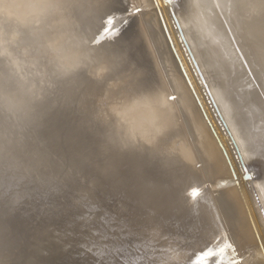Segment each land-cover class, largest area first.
Returning <instances> with one entry per match:
<instances>
[{
	"label": "bare ground",
	"instance_id": "bare-ground-1",
	"mask_svg": "<svg viewBox=\"0 0 264 264\" xmlns=\"http://www.w3.org/2000/svg\"><path fill=\"white\" fill-rule=\"evenodd\" d=\"M161 1L165 6L164 8L160 7L162 2L159 4L158 0H145L143 1V6L153 8L157 16L160 35L163 36V38H160L165 40L169 50L168 53L171 54L172 58L169 56L171 60L173 59L172 61L176 68H178L176 69L177 74L175 73V77L180 99L177 96L175 102L180 103L179 107L180 105L184 106L188 120L192 123V131L189 133L193 137H197L194 140L192 138V142L195 144L193 147H197L195 150L197 155L200 156V162H203L202 170L206 174L204 175L209 178L214 175L227 174L225 177L230 176V181L232 182H236L239 179L241 181V178L248 175L249 179L246 178L247 182L245 184H247L248 194L252 197V202H249L250 204L245 202L241 191H239L245 207L244 210L246 209V211H242L241 207L228 206L229 210L223 203L218 206L214 202V196L212 197L210 193L207 194L208 189H205V183L207 182L204 183L203 181L200 184L198 182L195 184L183 178V183L181 178H178L177 182H175V188H179L182 195L185 196V199H183L184 203L192 205L190 211L194 217L188 224L187 234L184 236L179 234L173 236V239L181 242L180 245L160 248L163 252L156 255V259L159 264H189L193 254L198 249L203 248L208 240L215 238L217 241H222L220 246L224 249L219 256L217 264H230V260H233L234 257L243 258L244 264H260V261L254 257L259 256V246L264 245L260 236V233L264 236V58L258 53L255 56L253 55L256 26L247 19L238 21V10L226 6L230 3V0H173L171 4L167 3L166 0ZM216 3H219L221 7H215ZM127 4L131 5V2ZM95 5V0L83 1V7H79L80 12L78 15L74 13L69 17V13L67 16L69 20H67V18L63 19L64 16L63 14L61 16V13L51 15L42 0H0V21L5 22L6 27L9 24L14 27L31 25L33 27L30 38L35 39L39 43L43 42L46 47L50 48V52L44 60L42 71H40L43 74L49 72L47 75L49 77L48 82L44 85L46 88L40 87V89H37L33 99L37 98L38 95L42 98L49 90L61 87H68L73 90L79 88L83 90V106H85L86 97L88 96L98 97L102 91L106 94H112L113 90H117L116 88L130 86L126 78L121 76L122 74L113 77L111 79L114 80L111 81L113 83L106 82L107 84L105 85L103 83L105 77H101L97 73L104 71L106 75L108 72L116 71L115 69H119L120 72L126 71L127 64L120 60L122 57H118L122 52L112 53L107 48V42L116 38L119 34V27L131 15L113 13L111 16H105L99 32L91 38L90 43L87 41L85 43L84 40L86 38L84 36L81 40L73 39L72 37L74 30L76 32L77 26L83 19H81V16L87 12L86 8L89 6L94 8ZM127 8L129 9V7ZM134 9L135 7H132L128 12L130 13ZM247 11L249 10L239 12V16H245ZM146 12L148 13V11ZM92 13H94L93 10L91 11V16L87 15V22L92 19L94 15ZM141 15L145 21L149 17V14ZM150 18H152V15L148 19ZM109 20L112 21L111 24ZM241 22L244 26L243 36L247 38L246 43H241V32L239 31ZM142 24L144 23L142 22ZM150 30L152 29L150 28ZM56 40L58 42H53ZM124 40L130 45L129 41L132 38L127 36ZM153 41L150 42L153 43ZM81 42H83L84 47L86 46L85 50H83V58L79 57L80 54L74 51L75 48L72 46ZM91 42H93V45H91ZM96 45L98 46L97 48H95ZM112 48L115 49V46L110 49ZM180 50L183 54L180 53ZM141 52V49L137 50L135 59L137 62L135 64L138 63L139 59L142 60L144 58L141 56ZM56 57L59 58V67L51 71V68L48 65L46 66V64ZM88 59L92 61V71L91 69L89 70L92 77L83 76V79H78L76 73L79 70H76V65L80 63V60H83L84 63ZM35 76H37V73H35ZM135 76L137 77V75ZM137 78L143 79V77ZM165 78L168 79L167 76ZM168 85L171 87L170 84ZM134 92H136L134 95H141L145 91L140 88L133 90L132 94ZM132 94L121 103V107L115 111V114L119 115L126 112L129 114H141L143 112L149 114V116L143 118V123L139 128L130 125L124 131L132 142L134 140L138 142L137 137L139 135L142 136V133L147 134V137H143V139L148 141L151 152L160 151L163 153L160 148L157 149L156 143L158 142L157 140L161 141L168 131L170 132L176 127L177 123L173 110H169L171 107L165 102H161L160 107L153 106L152 108V102L155 101L152 98L150 102L143 99L142 106L136 102L130 104L129 99L132 98L130 97L133 96ZM196 100L200 103L222 149L213 135H211L206 122L202 121L201 116H199L201 113H197L199 109H196ZM31 108L32 104L26 105V111ZM175 109L177 108L175 107ZM180 112L183 113L182 110ZM198 116L202 121V123L200 122L201 124L197 120ZM182 126L184 127V125ZM187 127L189 128L190 126L185 128ZM106 131L105 128H102L99 132L102 136H99V138L88 137L87 141L90 145H93L92 147L96 151L99 150L104 155H108L110 161L117 166L118 156L116 150H114L116 146L113 148L109 142H113L114 139L117 140L119 132H115L112 140H110ZM191 134L188 135L192 137ZM103 136L109 142L103 140L104 138H101ZM157 136L159 137L157 138ZM185 136L187 137V135ZM182 137L179 136L181 140L175 142L173 149L168 148L169 153L179 152L180 159L183 157L189 160L194 159L196 155H193V152L195 150L190 148ZM162 142H165V139ZM146 158L150 162L155 161L153 156ZM201 167L199 168L201 169ZM169 168L171 169V166L162 168L164 173L161 176L162 179L169 181V179L171 180L174 177L175 173L166 174ZM187 174L189 176V173ZM134 176L136 177L137 175L134 174ZM244 181L242 179V183ZM130 187L134 190L133 185H130ZM194 190L199 194L193 195ZM222 193L223 190L221 191ZM236 198L235 192L228 190L224 200L227 204H231L235 203L232 200H236ZM242 201L237 204L241 206L240 203ZM98 209L100 208L98 207ZM243 212L246 213V216ZM228 222H232L230 226L233 233H228ZM198 233L199 235L197 236ZM228 234L233 236L229 237ZM188 235L190 237H187ZM161 237L165 238L164 235ZM166 237L167 240L170 239V236ZM232 238L239 244L237 249L240 254L239 257L229 247V244H232L237 248L235 244L231 243ZM192 239L194 240L192 241ZM252 240L254 244H252Z\"/></svg>",
	"mask_w": 264,
	"mask_h": 264
},
{
	"label": "rangeland",
	"instance_id": "rangeland-1",
	"mask_svg": "<svg viewBox=\"0 0 264 264\" xmlns=\"http://www.w3.org/2000/svg\"><path fill=\"white\" fill-rule=\"evenodd\" d=\"M83 1L85 0H78L79 6L75 9V11L68 12L66 13L67 15L61 13V16L62 14L64 16L63 19L67 18V20H69L70 15L74 13L78 15V13L80 12L79 7H83ZM114 1L115 3L117 2V11H108L107 9L106 11H104L103 5L105 1L103 0V2L100 3L96 2L95 0L96 5L94 6V8L93 6H89L86 8L87 12L86 14L81 16V19H83L79 23V26H77L76 32L74 30V35H72V37L73 39L76 38L81 40L84 36L86 38V40H84L85 43L86 41L90 43L91 38H93L99 32L105 16H111L113 15V13H119L118 15H130L132 11L130 13L128 11H130L132 7H135L134 11L140 9L138 11L139 13H136V17L135 14L129 16L130 18L128 19V23L123 25L119 30L120 36L125 32L128 33L129 31L133 34L132 36H130L132 38V40L129 41L131 44L128 45V42L125 40H122L120 43H115V40L118 39V37L107 42V48H109L108 50H111L112 53L117 54L118 51L122 52V54L118 57H122L120 60L127 64L125 68L126 71L120 72L119 69H115L118 72L112 71L108 72L106 75L104 71H99L97 73V75L105 77L103 80V83L105 85L107 83H113L111 81L114 80L111 79L116 75L120 76V74H122L121 76H124V78H126V81H128L131 87L127 86L116 88L117 90H113L112 94H106L102 91L100 92V96L98 97L88 96L86 97L85 106H83L82 89L78 88L73 90L69 89L68 87H61L62 89L57 88L49 90V92L45 93L42 98L44 97L43 99H45L47 103L49 102V104L52 106L50 112L59 116L57 119H55V124L52 123L53 126L50 129L48 120L49 118H35L39 114V111L41 109L33 106L30 110L26 111V105H29L30 99L35 96V91L37 89H40V87L46 88V86L44 85H46L48 82L49 77L47 75L49 72L43 74L40 71H42L44 60L49 54L50 48L46 47L45 43H39L35 39L33 40V38H30L33 26L26 25L14 27L12 24H9V26L6 27L5 22L0 21V137L3 136L5 130L9 131L13 139L17 135L18 130L23 131V138L33 135L35 136L34 144H36L37 146L40 145V147L48 153V156L52 161H55L57 164H62L63 168H67L66 160L62 153L66 148L62 146L71 141L64 142L56 135L55 142L54 138L51 136V134L56 129V122L58 120H64L63 124L64 127L67 128V132L72 131L75 134L78 132H85L89 137L99 138V136H102V134L99 133L102 128H105L107 130L106 134L108 135V138L110 140H112L115 132H119V137H117V140L114 139L113 142H109V140L105 136L101 138H104L103 140H106L109 142V144H112L111 146H113V148L114 146H116L115 148L119 149V151H134L138 155L145 153L141 155L142 157L151 158V156H153V160H155L152 162L153 167L155 170H158L162 174H164L162 172L163 166H171V169L173 170H171L170 168L167 169V175L175 173V178H185L191 183L195 184H197V182L199 184L203 181L204 183L207 182L205 183V186L208 187L207 194L210 193L212 197L214 196V202L218 206L223 203L229 210L230 208L228 206L241 207V210L245 212L246 209L244 210L245 207L242 201V197L243 200H245V202H247L248 204L252 202V197L250 196V194H248L247 184H245L247 182V179H245V177L241 178V181L239 179L236 182H232L230 181V176L225 177V175L227 176V174L214 175L213 177L208 178V176L206 177V174L202 170L203 162H200V156L197 155V152L195 150L197 149V147H193V145L195 144H193L192 142V138L194 140V138L197 137H193V135L189 133L192 131V123L188 120V116L184 106L180 105L179 107L178 105L180 103L175 102L177 96H179L180 99L178 88L176 87L175 77V73L177 72L176 69L178 68H176V65H174L172 61L173 59L171 60L172 56L170 53H168L169 50L167 48L165 40H161L163 36L160 35V28L158 27L159 25L156 19L157 16L153 8L144 7L143 1L145 0H111V3ZM120 1H122L123 3H120ZM158 1L159 4L162 2L161 0ZM130 2L131 5L127 4ZM126 6L129 7V9ZM161 6L162 8L165 7L163 5V2L161 3L160 7ZM124 8L126 9V11ZM92 10L94 11V13H92L94 15L92 16V19L88 20L87 22V15L91 16ZM146 11H148V13ZM68 14L69 17H67ZM141 14H149V17H151L152 15V18H150V20L148 19V17L145 21L142 18ZM140 17L142 18L141 22ZM142 22L144 24H142ZM149 27L152 30H150ZM149 40L154 41L152 43ZM53 42H58V40ZM91 45H93V42H91ZM72 46L75 48L74 51H77V53L81 55H79V57L83 58V50H85L86 47H84L83 42L79 43L78 45L73 44ZM114 46L115 49H110ZM97 47L98 46L96 45L95 48ZM140 49L142 51L141 56H143L144 58L142 60L139 59L138 63L135 64V62H137L135 61L137 57V50ZM180 53H182L181 50ZM169 55L171 56V58ZM47 65L51 68V71L56 70L57 67H59V58L56 57L55 59L50 60L49 63L46 64V66ZM90 69L92 71V61L90 59L86 60V62L84 63L83 60H80V63L76 65V70H79L78 73H76L78 75V79H83V76L92 77L89 71ZM35 73H37V76H35ZM6 74H8L12 78L14 84L10 95H6L3 87ZM135 75H137V77H143V79L140 80ZM166 76L168 77V79H164V77ZM168 84H170L172 88ZM140 88L145 91L143 94L134 95L136 92L132 94L133 90H137ZM169 93L171 94V96ZM130 94L133 95L130 96L132 97L131 99H129L130 104L136 102L137 104L142 106L141 103L143 97L145 95H150L151 98L155 100L154 102H152V108L153 106L160 107V103L165 102L168 103V105L171 107L169 110H173L172 112L174 113L177 123L176 127L173 128L170 132L168 131L167 135H165L161 141L157 140L158 142L156 143L157 149L160 148L163 153H161L160 151L151 152V147L148 141L143 139V137H147V134L142 133V136L139 135L137 137L139 140L138 142H136L135 140L134 142H132L128 134L125 133L124 130L130 125L139 128V126H141V124L143 123V118L149 116V114H145V112L141 114H129L127 112L121 113L119 115L115 114V111H117L118 109L116 107L117 103L121 104L128 98ZM38 97L41 96L38 95ZM175 107L177 109H175ZM181 110L183 113L180 112ZM19 113H23L24 115L22 117V120H20ZM198 118L199 116L197 117L198 122L202 123L201 119ZM31 123H33L31 128L34 129L29 132L28 129L24 128L27 124L30 125ZM182 125H184V127ZM186 126L190 127L185 128ZM62 131H64V129H62ZM188 134H191L192 137ZM185 135H187L188 138ZM179 136L185 139L186 144H188L190 148L195 150L194 152L196 154L192 151L193 155H196L194 156V159L189 160L185 157L180 159L179 152L169 153L168 148L173 149L175 142L177 140H181ZM158 137L159 136H157V138ZM164 139L165 142H162ZM187 139L191 141L189 142ZM124 140L127 141L126 145L124 144ZM97 153L102 159V162L99 166L100 170L104 162L110 161V159L108 158V155H104L103 153L99 152V150L97 151ZM196 160L198 163L196 162ZM199 167H201V169ZM99 170L96 174V178L91 182L86 183L83 182L82 178H78L80 187L76 188L68 199L70 203L71 213L69 217V223L63 225L64 227L59 225L50 227L49 231L47 232V235L49 236L43 238L41 241H38L37 244H40V247L35 246V251L43 250L42 247H46L49 243L54 242L60 245L62 249H65L68 254L71 253L73 261L79 262L80 264H124V262L120 259L119 254L117 252L113 253L110 242L116 235L118 236L119 231H124L122 219L126 217V208H124L118 197L112 192V177L100 175ZM187 173H189L190 177ZM242 179L245 180L244 183H242ZM207 180L210 182H208ZM222 190L224 194H221ZM228 190H232L233 192H235L237 198L236 200H232V202H235L236 204H227L224 200V197L226 196ZM239 191H241L242 197L240 196ZM237 201H242L240 203L241 206L237 204ZM98 207L100 209H98ZM244 215L246 216V213H244ZM228 223L229 231H227L228 233H233L230 226L232 225V222ZM232 236L229 235V237ZM260 236L264 243L263 234L260 233ZM231 240V243L235 244L238 249L239 244H237L236 240H234V238H232ZM251 242L252 244H254L253 240ZM138 253H140V251ZM31 255V250H29L28 254L20 251L19 253H17V255L0 256V264H26V261L28 259H32ZM241 259L243 260V258Z\"/></svg>",
	"mask_w": 264,
	"mask_h": 264
},
{
	"label": "water",
	"instance_id": "water-1",
	"mask_svg": "<svg viewBox=\"0 0 264 264\" xmlns=\"http://www.w3.org/2000/svg\"><path fill=\"white\" fill-rule=\"evenodd\" d=\"M96 2L101 3L103 0ZM116 3L114 1L108 6H103L104 11L117 10ZM137 12V10L132 11L130 15ZM128 19L123 25L128 23ZM123 25L121 24L119 30ZM132 35L130 31L121 36L118 34L115 43H120L125 37ZM43 98H31L30 104L41 109L35 118H49L50 129L59 116L50 112L52 106ZM196 103L198 114L201 113L199 116L206 122L211 135L222 149L198 100ZM23 116V113H19L20 120ZM63 123L64 120L56 122V129L51 136L55 142L56 135L64 142L71 141L62 146L66 148L62 153L67 168L52 161L40 145L34 144L35 136L23 138V131L18 130L14 138V140H23L28 145V151L33 155L42 154L49 158L51 164L45 168H32L27 163L23 167L13 165L6 176L0 170V256L17 255L20 251L28 254L31 250L32 259H28L26 264H80L73 261L71 253L68 254L54 242L42 247L43 250L35 251V246L40 247L38 241L49 236L47 232L50 227L69 223L71 213L68 199L74 190L80 187L78 178H82L86 183L91 182L96 178L102 162L93 145L88 143L87 133L67 132ZM32 125L33 123L27 124L24 129L31 132L34 129L31 128ZM115 150L118 156V171L112 176V192L126 208V217L122 219L124 231L118 232V236L113 238L110 246L113 253L119 254L124 264H159L156 255L163 252L160 248L180 245L181 242L173 239V236L187 234L188 224L194 217L190 211L192 205L185 204L183 201L185 196L179 188H175L177 178L173 177L169 181L162 179V173L155 170L152 162L146 157L134 151ZM72 169L77 170L75 177L61 183L58 178H62L65 171ZM134 174L137 176L135 177ZM244 177L249 179L248 175ZM181 181L184 183V179ZM130 185L134 186V190ZM148 186H158L161 191L159 194L145 195ZM205 189L207 190V187ZM162 235L165 238L161 237ZM166 236H170V239L167 240Z\"/></svg>",
	"mask_w": 264,
	"mask_h": 264
},
{
	"label": "snow or ice",
	"instance_id": "snow-or-ice-1",
	"mask_svg": "<svg viewBox=\"0 0 264 264\" xmlns=\"http://www.w3.org/2000/svg\"><path fill=\"white\" fill-rule=\"evenodd\" d=\"M44 6L48 12L52 15L56 13H68L73 12L79 6L78 0H42ZM167 3L171 4L173 0H166ZM111 0H105L103 6H108ZM215 7L219 8L221 5L216 3ZM238 10V21H243L247 19L249 22L256 26L255 40V50L253 55L257 53L264 58V0H230V3L226 5ZM249 10L246 12L245 16H239V12ZM139 11V9H137ZM111 24L112 21L109 20ZM239 31L241 32V43H246L247 38L243 36L244 26L240 23ZM251 63V61H249ZM259 63V61H257ZM12 78L6 74L5 81L3 84L6 95H10L13 89ZM144 100L151 101L150 95H145ZM120 103H117L116 107L119 108ZM124 144L127 141L124 140ZM27 163L31 165L32 168H45L50 166L51 161L49 158L43 156L42 154L33 155L28 151V145L23 140H14L10 135L8 130H5L2 138H0V170L6 176L11 170L13 165L18 167H23ZM31 170V168L29 169ZM76 169L70 171H65L61 183L67 182L76 175ZM118 169L117 166L111 161H105L103 166L100 168L99 173L102 176H114L116 175ZM161 189L158 186H148L145 190V195H155L159 194ZM199 193L195 190L193 195H198ZM222 241H217L215 238L208 240L203 248L198 249L194 254L189 264H217L219 256L223 253L224 249L220 246ZM233 253H239L237 248L232 244H229ZM120 251V249H117ZM260 264H264V245L259 246V256L254 257ZM232 264H244L242 259L236 257L233 258Z\"/></svg>",
	"mask_w": 264,
	"mask_h": 264
}]
</instances>
